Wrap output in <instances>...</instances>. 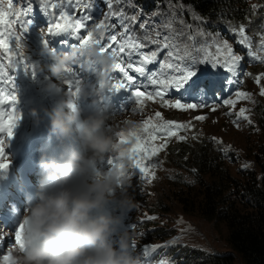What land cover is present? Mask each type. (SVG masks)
I'll use <instances>...</instances> for the list:
<instances>
[{"label":"clouds","instance_id":"obj_1","mask_svg":"<svg viewBox=\"0 0 264 264\" xmlns=\"http://www.w3.org/2000/svg\"><path fill=\"white\" fill-rule=\"evenodd\" d=\"M82 54L100 66L97 76L107 86L114 61L99 47L76 48L57 57L53 75L62 78L70 73ZM70 95L81 101L91 92L81 84ZM66 107L71 105L61 102L52 112L45 110L51 118L49 136L55 138L59 155L45 153L39 160L43 184L20 224L23 247L8 252L7 264H142L124 230L126 216L137 207L134 197L122 190L133 168L129 147L119 144L108 130L109 115L98 112L84 117L75 109L65 111ZM33 116L39 120V113L34 111ZM140 129L139 122L126 120L122 132ZM110 157L118 158L116 166L104 168ZM223 241L227 250L215 255L232 252Z\"/></svg>","mask_w":264,"mask_h":264},{"label":"snow or ice","instance_id":"obj_2","mask_svg":"<svg viewBox=\"0 0 264 264\" xmlns=\"http://www.w3.org/2000/svg\"><path fill=\"white\" fill-rule=\"evenodd\" d=\"M38 2L45 14H48L50 8L56 9L58 7V3H52L50 0H38ZM58 2L59 4H63L65 0H58ZM113 2L114 0H105L109 8L107 16L117 17V23L112 25L99 23L89 29L87 21L92 18L90 14L91 10L97 6L95 0H67L69 5L74 6L73 11L78 8H83L86 9L87 12L82 14L80 18H76L74 15H70L69 11L61 7L58 16H54V19H50V27L47 29V33L50 35L71 33L80 41L79 47L77 48L99 47L102 54L107 55L114 61L112 65L113 69L118 70L122 74V79L115 84L114 89L110 88L109 90L118 91L126 88L132 89L135 98L134 105L139 106L140 110L143 109V106H145L148 101L158 103L164 108L182 111L206 106L182 103L180 99L169 97L170 90L175 89L179 91L183 89L185 85L189 84V81L197 76V71L195 70V65L197 63L211 64L212 67L222 66L227 69L229 73L233 74V76L238 74L240 62L243 57L234 52L232 44L227 40L212 37L209 43L207 37L211 35L210 33H205L199 25L194 28L192 24L186 23L183 19H179L176 22L181 24L183 29H187L188 32L185 33L181 31L178 35H187V40L192 42H195L197 36L204 37L205 41L201 47L195 48L194 43L191 45L187 42L181 43L171 35V32L165 35L157 30L155 26L148 28L146 27V20L140 23V28L145 29L143 37H137L128 31V25L124 23V19L119 18L122 13L111 11ZM182 7L181 5V8ZM253 7L255 8V6ZM32 11L33 6L30 0L25 7H18L17 4L14 3V0H6V3L0 0V48L4 50L7 56L14 57L16 55V53L10 49V41L7 36L13 33L14 25L17 24L23 32H27L28 26L32 25V20L29 18L21 21V17H28ZM192 18L194 20H201L199 16H193ZM131 19L135 21L136 17L133 16ZM109 27L112 29L119 27L120 33L109 35L105 41L103 30ZM163 27L166 30H171L173 28V23L171 21L165 23ZM82 30L85 31L82 33ZM229 31L236 36L235 42L248 50L246 54L252 60L264 63V55L261 54L264 53V37L261 38L258 44V50L253 51L252 39L247 34L243 24L238 28H230ZM118 35H121V39L119 40ZM21 39L22 37L20 35H15L16 48L21 47ZM152 45H156V47L151 49ZM146 48L151 50L147 52L143 51V49ZM192 51L203 53V55L199 58L193 57L191 55ZM162 52L165 54V57L160 64V71L149 73L147 66L156 63L157 58ZM81 57H83V54ZM134 57L138 59H134ZM186 58L191 59L190 65L184 63ZM165 69H170L172 71L168 73L165 72ZM129 70L139 74L141 77H146L148 82L146 84H137L134 76L130 74ZM12 79V77H9L7 80L0 79V83L7 84L10 83ZM262 79H264V74L254 77L257 85L261 84ZM67 83L71 87L72 81H67ZM76 83H79V81H76ZM149 86H152V90H148ZM12 87L14 88L15 85L13 84ZM101 87H103V85H101ZM234 95L236 97L235 99L226 98L222 103L235 108L238 100H251V94L246 92L237 91ZM260 95L264 96V86L260 88ZM16 102L17 96L15 92L5 94L3 99H0V134L6 135L8 139L14 135V130L20 119L14 107ZM5 104L11 105L10 110L4 107ZM135 110L134 108L133 111ZM212 111H216L215 106H213ZM245 112L246 109H240L237 114L238 117L247 120L248 117L245 115ZM228 114L231 115V113ZM206 118V116L202 115L195 117V119L199 121H203ZM249 123H251V121H249ZM237 127H239V125H237ZM192 128L193 125L191 123L182 124L165 120L160 112H156L155 118L148 117V119L143 122L140 131H132L129 133L120 131L116 133V136L119 144L132 145V147L129 148L128 155L133 161V169L139 173V180L151 183V181L155 179L154 170L159 165L158 162H149L152 161V158L157 156L160 151L167 147L168 137L176 136L178 140L184 141L187 137L178 135L179 131L191 130ZM161 139H164L165 143L157 145L155 141ZM193 139H195V137H193ZM216 143L222 144L223 142L216 141ZM222 151L227 153L230 151V148H224ZM121 156H124V153H121ZM116 163L117 162L113 159H108L103 162V165L106 166V168H112L116 166ZM8 166V160L5 155V139L0 135V170L7 169ZM247 167H250V165H245V168ZM147 219L154 220L156 217L148 216ZM22 230L21 226L14 234L15 245L21 248L23 247ZM173 243H175V241H173ZM143 251L145 254L150 251L154 252L155 246H145ZM9 259L8 253L0 256V260H2L4 264H7Z\"/></svg>","mask_w":264,"mask_h":264},{"label":"rangeland","instance_id":"obj_3","mask_svg":"<svg viewBox=\"0 0 264 264\" xmlns=\"http://www.w3.org/2000/svg\"><path fill=\"white\" fill-rule=\"evenodd\" d=\"M163 5L159 6L158 9L155 10L154 19H156V22L151 24L148 28H151L155 26L157 30L161 31L165 35L169 34L171 32V35L174 36L178 41L181 43L187 42L188 44L195 45V48H199L204 44L205 38L201 36H197L195 42L188 41L185 37L186 35H178L179 32L184 31L185 33L188 32L187 29H183L182 25L179 24V19H183L186 23L192 24L195 28L197 25L204 31L205 28V22L204 18L200 17L201 20H194L192 17L196 16L194 14V11L191 9V7H188L181 2L177 3L175 0H160ZM248 3L249 0H248ZM251 4V3H250ZM181 5L183 6L181 8ZM87 12L86 9H82L77 14L76 18H80L82 14H85ZM91 19L87 21L88 28L90 29L92 26H95L99 23H103L105 20V14L100 12L99 10L92 9L91 10ZM158 16V17H157ZM157 17V18H156ZM173 23V28L171 30H166L163 25L168 22ZM158 22V23H157ZM223 21H219L217 23V28L222 30L220 34V39L227 40L230 44H232L233 50L236 53L237 49L241 50V53L245 54V56H242L243 59L240 62L239 71L238 74L233 76V74L229 73L227 69L223 68L222 66L212 67L211 64L207 63H197L195 65V70L197 71V76H200L204 71H213L219 68H222L223 71L238 79L239 82H241L243 76H245V69L247 66H255L258 65L260 69H264V63L256 60H252L246 53L248 50L244 48L243 46L237 44L236 36L229 31L230 28H224V25H222ZM260 26V37L259 42L262 37H264V19L259 24ZM238 28V27H233ZM85 30H82V33ZM104 31V37L105 41L107 40V37L111 35V31L109 30H103ZM145 29L142 30L141 36L143 37ZM216 32V29L211 32H205L214 34ZM247 32V29H246ZM248 34V32H247ZM56 39H60L59 42H62L60 48L65 47L68 49L69 53H71L74 49L79 47L80 41L75 38L74 35L71 33H60L56 35ZM211 35L207 37L208 42H211ZM258 42V44H259ZM156 47V45H152ZM258 50V46L255 51ZM61 52V49L58 50ZM143 51H150V49H143ZM214 51V49H213ZM163 53V52H162ZM160 53V56L162 58L165 57V54ZM237 54V53H236ZM264 55V53H261ZM193 57H202L203 53H198L196 51H192L191 54ZM134 59H138L135 58ZM184 63L191 64V59L186 58ZM90 66V67H96L99 66L96 61L93 58H88L87 56H83L80 58L79 63L75 66H73L72 75H76L83 67ZM147 69L150 72L156 71L159 72L156 64H151L147 66ZM115 73L116 76V83L122 79V74L118 70H112ZM172 70L166 69V72L171 73ZM130 74L134 76L137 84H146L147 78L141 77L139 74L132 72L129 70ZM257 73H261L260 71ZM255 73V74H257ZM246 76L245 79L247 80L246 85L242 89V92H246L251 94V100H239L237 101L235 108H232L231 106L228 107H221L215 114V119H217V122H214L213 119H210V116L208 113H206L207 116V131L211 138H218L227 144L231 146V149L237 154L240 151H246L249 144L246 142L247 135L237 132L234 128L228 127L226 125L227 121L230 117H228V113H233L236 115V117L239 119V123L243 125H249V112L252 109V107L255 105L256 101L258 99H264V96L260 95V88L261 86H264V81L261 80V84L257 85L255 83V80L253 79L254 75ZM194 77V78H196ZM193 82V81H192ZM127 89V88H126ZM122 94V110L120 116L110 122H122V128H117L115 131L124 130V121L126 120H134V118L141 116L143 111L139 112L137 115H133L134 113L138 112L137 110L133 111V109H136L135 104V98L132 94V97L128 100V107L130 110H132V115H129L127 113V95L124 89ZM148 90H152V86H149ZM171 92H169L170 97ZM150 102V101H148ZM182 103H191L200 105V103L195 99H189L185 98ZM199 108V107H198ZM197 109L182 111L178 109H169L164 108L158 104H154L150 106L144 114H142V119L139 121V123L143 124V122L148 119V117L155 118V113L160 112L162 114L163 119L178 122L183 117H185V121L182 122L183 124L191 123L196 124L195 117L197 116V112H195ZM246 109L245 115L248 117V119L240 118L238 117V113L240 109ZM195 112V113H194ZM194 113V115H193ZM194 118V120H193ZM30 121V118L28 119ZM110 122L108 123V130L111 131L114 129L113 127L109 126ZM159 122V121H157ZM141 124V125H142ZM239 125V124H238ZM236 126V125H235ZM16 129L19 130V133L16 132ZM242 131V130H241ZM257 133V132H255ZM46 134V131L41 129L40 126L37 124V122H33L31 124H26L24 126H19L15 128L14 135L11 138H7L6 135H3V138L5 139V155L8 160L9 166L12 163H16L18 160V153L26 149L29 144L33 142V140L37 137H41ZM25 135V136H23ZM252 135L249 134L248 137H251ZM12 140H17V146L13 144ZM157 145L165 143L164 139L155 141ZM186 143L184 141H180L177 139L176 136L168 137L167 138V147L159 152V154L155 157H153V161L155 163L158 162V167L154 170L155 172V179L151 181V183H148L146 181H141L137 177V171H135L133 168L128 170V175L126 177V183L123 186V191H126L127 194L134 197L135 201L137 202V206L139 205V199L137 194V187L141 185V183L145 186L147 184H152L155 182H160L161 185L158 187V189H162L164 191H171L172 189L169 188L168 183L164 180L161 181L160 178L164 177L165 179L174 181L175 177H179L181 170L176 165L170 164V156L171 151H179L183 147H185ZM217 150H219L217 148ZM224 156L225 152L221 153ZM241 159L242 156L239 155ZM234 159V157H232ZM243 163L238 167L239 171H245L248 169H252V165L249 162H246L242 160ZM245 165H250V167L245 168ZM8 166V167H9ZM7 179V169L0 170V202L2 201L3 197L5 196V190L2 188V182ZM141 181V183H140ZM162 184H165L164 186ZM173 192V191H172ZM171 192V193H172ZM158 199V198H155ZM149 206H152L151 203L148 204ZM114 207V206H113ZM161 211H164L163 208L160 209ZM174 210V209H173ZM172 210V211H173ZM184 211V210H183ZM166 214H163L159 217H157V221L149 224L148 230H161V221L162 223L166 224L165 220H168L170 217L168 214V211H164ZM179 211L175 210L173 212H170L172 214H177ZM186 212V211H184ZM179 218L176 220V224L178 226L183 227L186 232L179 234L174 241L175 245H180L181 249L179 251H176V249H172L171 245L167 242V238L161 239V240H147L145 239L146 236L144 235V227H140V225L147 223L148 220L145 216L140 215V217L136 219H130L126 222L125 231L128 232L129 236L131 237L130 243L132 244L133 248L135 249L136 253L140 256L142 264H187L189 261V257L191 254L195 253H203V254H211V253H220L224 254V252L227 250V246L221 236L214 230L211 223L203 218H190L185 215H178ZM143 228V229H142ZM145 246H155L154 252H149L147 254L144 253Z\"/></svg>","mask_w":264,"mask_h":264},{"label":"trees","instance_id":"obj_4","mask_svg":"<svg viewBox=\"0 0 264 264\" xmlns=\"http://www.w3.org/2000/svg\"><path fill=\"white\" fill-rule=\"evenodd\" d=\"M191 7L199 16L216 23L226 18L245 20L253 13L245 0H175ZM129 13L136 19L155 23V10L160 0H127ZM158 17V16H157ZM156 17V18H157ZM239 18V19H238ZM143 21V22H144ZM154 25V24H153ZM263 112V111H262ZM264 114V112H263ZM261 131L247 137L245 156L253 161L252 170L239 171L233 158L224 156L211 143L203 142L198 149L185 145L171 151L170 164L180 168L179 177L168 180L172 199L167 193L149 201L151 208L164 211L184 210L187 215L214 222L216 232L228 242L230 254L195 255L188 264H264V117L260 113ZM147 240L166 238L163 230H148Z\"/></svg>","mask_w":264,"mask_h":264}]
</instances>
